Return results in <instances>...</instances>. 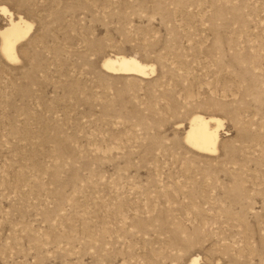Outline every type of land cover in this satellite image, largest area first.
Here are the masks:
<instances>
[{"label": "rangeland", "instance_id": "obj_1", "mask_svg": "<svg viewBox=\"0 0 264 264\" xmlns=\"http://www.w3.org/2000/svg\"><path fill=\"white\" fill-rule=\"evenodd\" d=\"M2 7L8 12H2ZM0 264H264V0H0ZM152 65L112 75L107 57ZM195 114L218 150L184 141Z\"/></svg>", "mask_w": 264, "mask_h": 264}, {"label": "bare ground", "instance_id": "obj_2", "mask_svg": "<svg viewBox=\"0 0 264 264\" xmlns=\"http://www.w3.org/2000/svg\"><path fill=\"white\" fill-rule=\"evenodd\" d=\"M2 12L7 13L8 10L2 7ZM32 29V24L22 17L14 19L10 15L9 23L0 31L1 51L4 57L10 62L19 60L17 54V44L25 38ZM103 69L112 75L138 76L145 78L149 73L154 72L152 65H146L139 61L136 57L117 55L107 57L103 61ZM222 122L217 117H206L201 114H195L189 123V128L184 135L186 144L201 153L213 154L218 150L220 140L219 131ZM192 264H198L197 259L192 260Z\"/></svg>", "mask_w": 264, "mask_h": 264}]
</instances>
